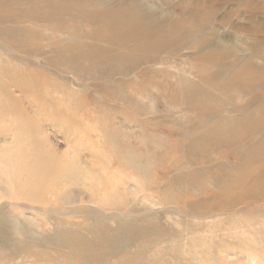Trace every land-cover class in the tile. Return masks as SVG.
<instances>
[{
  "label": "rangeland",
  "instance_id": "rangeland-1",
  "mask_svg": "<svg viewBox=\"0 0 264 264\" xmlns=\"http://www.w3.org/2000/svg\"><path fill=\"white\" fill-rule=\"evenodd\" d=\"M13 2L17 13L31 7L25 1ZM111 2L116 9L131 10L139 19L138 33L146 31L151 37L143 41L132 37L120 44L117 37L91 27L107 23L103 13ZM68 12L69 29L59 26L58 21L33 25L29 18L23 19L24 25L34 31L26 42L34 44H27L21 54L33 53L41 60L51 57L58 51L57 41L64 42L79 31L86 43L100 41L124 54L127 60L121 74L87 81L90 86L86 88L97 86L92 92L75 89L81 91L79 96L87 100V108L95 113L100 125L113 126L122 145L113 150L105 132L99 131V124L89 118L57 119L47 102L41 111L22 100L24 112L18 116L8 94L20 98V93L2 80L0 216L6 214L7 228L0 235V252L11 254L14 260L6 264H49L59 250L65 256L72 251L67 240L80 249V239L93 242L95 235L90 230L94 227L116 231L119 226H136L138 221H142V232L149 235L139 239L134 236L130 242L123 236L115 245L125 255L151 240L152 251L165 253L157 258L154 252L149 264H180L181 260L191 263L188 246L194 239L203 250L207 248L202 240L213 246L245 242L262 249L248 235L261 232L264 224V149L254 148L264 134V128L256 123H264V0H91L83 8L72 4ZM126 32L129 29L122 30L123 38ZM60 73L81 84L76 75ZM119 83L122 85L116 89ZM48 96L55 98V94ZM10 107L13 110L9 112ZM65 112H71L70 108ZM233 121L244 122L237 129L241 133L230 138L218 130L223 123ZM24 124L29 126L27 131ZM210 130L218 133L209 134ZM134 155L140 160L132 170L126 161ZM54 167H66L67 173L73 174ZM42 181L46 186L40 184ZM12 183L13 189L9 185ZM54 183L61 186L56 188ZM193 183L199 186L191 188ZM27 184L40 185L36 202L24 191ZM104 184L109 189L110 184L117 187L109 200L133 201L134 206L126 207L123 216L112 219L95 210L101 203L92 200L93 192L104 193ZM66 196L68 200H63ZM129 231L132 237L135 231ZM59 233L65 240L63 247ZM236 246L228 252L232 253L231 260L264 264L259 258L249 259L246 252L241 255L242 250ZM32 247L40 251V256ZM226 260L215 262L228 264ZM121 261L119 257L109 264Z\"/></svg>",
  "mask_w": 264,
  "mask_h": 264
},
{
  "label": "bare ground",
  "instance_id": "bare-ground-1",
  "mask_svg": "<svg viewBox=\"0 0 264 264\" xmlns=\"http://www.w3.org/2000/svg\"><path fill=\"white\" fill-rule=\"evenodd\" d=\"M13 1H16V0H0V84L2 83V80H3L4 84L13 88V90L16 89L17 91H19L20 98H14V96L12 94H8L9 100L16 107V108L14 107V110L18 112V116L19 115L22 116L23 112H24V111H22L23 106H21V104H20L22 100L27 101L29 107L33 108V106H36V107H39L41 111L43 110L42 108L45 105L44 103L47 102V104L49 103L48 105L52 108V110L54 109V113L53 112L52 113L55 114L57 119H60V120L70 119L73 121V119L76 120L78 117H82V118H86V119L89 118L94 123H98L99 124V128H98L99 131L105 132V135L107 136V138L110 141L109 142L110 146L112 147L113 150L117 151L118 147H120L122 145V143L118 139V134L114 130L113 126L111 127L110 125L109 126L100 125L99 121H97V119L94 117L95 113H92V110L87 108V103H85V102H87V100L85 101L83 98H81L79 96L81 91L79 93L75 89H76V87H78L81 89H85V91L87 93L92 92V87H97V86L94 85L92 87L86 88V86H90V85H87L86 82L87 81H101V79L103 77L110 78L114 75L121 74L122 70L124 69V64L126 63L127 57L124 54L117 53L115 51V49H113V47L103 46L102 45L103 43H101L100 41L99 42L96 41L93 44L86 43V40L82 39V37H84L85 35L83 33H81V31L74 33V35H72V37L70 39L65 40L64 42L63 41H57L55 43V45L59 47L58 51L54 52L55 54H53V56H51V57H44L43 60H41V58L38 57V55H35L33 53H28L27 56H24V54H21V53H24V50L26 49L27 44H29V45L34 44V41L28 40V42H26L25 38L26 37L28 38V36H32L34 31H32V29H28L24 25V23L22 22L23 19L29 18L30 21L33 23V25H36L39 22L43 23V22H56V21H58V23H61V25H59V26L64 28L67 21L71 18V17L67 18L68 16H71V14H69V12H68V10L71 8V5L74 4V5H78L79 7L83 8L84 6H87V4L91 3V0H20V1L27 2V4L31 5V7L28 8L27 10L20 11L19 13H17L18 10L13 7L16 4ZM17 1H19V0H17ZM100 1H103V0H100ZM127 5L124 4V6H127ZM103 14H105L106 19H107L105 22H107L108 24L107 23H101V24L95 23V24L91 25V27H93V28L96 27L101 32L108 34L109 36H113L114 38L117 37L118 40H121L120 44H122L127 39H130L132 37L135 38L137 41L148 40L151 37V34L149 32H146V31H144L143 33H140V34L138 33L139 19L137 17H135V15L132 13V11L129 10L128 8L116 9L115 6L113 5V2H111L107 6V11H105ZM80 23H82V22H80ZM69 24H70V21L66 25L65 29H69ZM63 28H60V29H63ZM53 29H54V27H53ZM102 29H104V30L102 31ZM123 29H129V32H126L124 38L121 35ZM80 34H82L83 36ZM86 36H87V34H86ZM118 44L119 43H117L115 45H118ZM143 46H141V48ZM141 48L139 47L136 51H139ZM12 49H14V51H11ZM60 71H62L65 74L69 72V73L76 75L78 77V81H80L81 84H77L72 80H68L64 74L60 73ZM118 85H115L116 89L121 87L122 84L119 83ZM0 86H4V85L1 84ZM3 92H5V91H3ZM48 94H50V95L55 94V98L49 97ZM46 96H48V97H46ZM129 96H127V98H129ZM10 101H8V102H10ZM132 101H133V98H130V102H132ZM50 102L52 103V105L50 104ZM16 104H17V106H16ZM36 107H35V110L37 111ZM67 107L70 108L71 112L66 114L65 110L67 109ZM26 108H28V107H26ZM8 109H9L8 110L9 112L13 110L11 107ZM0 110H1V107H0ZM41 111H39V112H41ZM48 116H49V114H48ZM37 120H39V119H37ZM37 120H34V121L37 122ZM86 121H88V120H86ZM38 122L41 123L40 121H38ZM256 123L257 124L259 123L260 128H264V123H262V122H256ZM44 124H41L39 126L43 125V127L47 128L46 126H44ZM243 124H244V122H241V121H233V123H230V124L223 123L221 126H219L218 130L221 131L222 134H225L226 137L232 138V136L234 134L241 133V132H238L237 129L239 127H241ZM17 126H19V125H17ZM22 126H23L24 130L27 131L29 126L27 124H24ZM32 126H33V124H32ZM2 129H4V128H2ZM19 129H20V126H19ZM32 130H34V128ZM209 132H210L209 134H213V135L218 133V131H215V132L212 131L211 132V130ZM39 133H41V132H39ZM18 134H19V132H18ZM26 134L29 135L28 133H26ZM33 134H35V133H33ZM36 134H37V132H36ZM27 135H26V138L28 137ZM6 136H8V135H6ZM261 137H262V139L260 140V142L254 144V148H256L255 150H258L261 148L264 149V134H262ZM28 138H31V137H28ZM45 139L43 138V140H45ZM18 140L20 141V139H18ZM16 142H17V140H16ZM40 142H42V141H40ZM46 143H48V141ZM36 145H39V144H36ZM36 145L34 144V146H36ZM48 147H50V146H48ZM17 148H18V150L20 149L19 146H17ZM26 148L28 149V147H26ZM29 148H30V145H29ZM38 149H39V147H38ZM14 150H16V149H14ZM33 150H35L34 147H33ZM45 150H46V148H45ZM130 150H131V152H133L132 148H130ZM11 151H12V149H11ZM28 151H29V149H28ZM39 151L40 150H38L37 156L40 157ZM47 152L50 153L51 151L50 152L47 151ZM29 153H31V152H29ZM52 153L50 155H52ZM1 155H2V153H1ZM13 155H14V152H13ZM19 157H21V156L19 155ZM22 157H24V156H22ZM0 159H2V158H0ZM29 159L30 158H28L26 160L28 161ZM137 159L140 160V158H138V157H136V155H134L133 157L131 156L126 161L127 165L129 166L130 169L134 170L136 168V160ZM9 160L10 159L7 160L8 163H9ZM19 160H21V163H24V162H22L21 158ZM24 160H25V158H24ZM1 161H3V160H1ZM54 161H56V160L54 159ZM18 162H19L18 159H16V164H18ZM26 162H25V164H27ZM14 164H15V162H14ZM14 164H13V166L11 164H9V165H10V167L12 166L11 168H14ZM28 164H30V163H28ZM9 165H7L8 168H10ZM18 165H20V163ZM37 165H38V163H37ZM37 165L35 167H37ZM69 165H71V164H69ZM0 166H1V164H0ZM38 166H39V171H40L41 165H38ZM44 166L46 168H49L48 165H44ZM44 166H42V167H44ZM65 166L67 167L68 165H65ZM3 167H6V165ZM22 167H24V165ZM30 167H32V166H30ZM66 167H64V168L54 167V168L58 169V171H60V172L65 170L66 172L64 171L63 173L66 174L67 169L70 166H68V168H66ZM78 168H77V172H78ZM3 170H4V168H3ZM8 170L9 169H7V171ZM18 170L20 171L22 169H18ZM4 171H6V170H4ZM16 171H17V169H16ZM23 171H21V172L23 173ZM81 171H82V169H81ZM18 172H16V173L12 172V174L17 175ZM37 172H38V169H37ZM69 172H71V171H68V173ZM63 173H62V177H63V175H65ZM68 173H67V175H68ZM6 174H8V172ZM27 174H30V173L27 172ZM51 174H53V173H51ZM82 174L85 175L84 173H82ZM82 174H81V176H82ZM10 175H11V173H10ZM48 175H50V174H48ZM18 176H19V174H18ZM30 176H31V174H30ZM39 176H40V174H39ZM1 177H2V175H1ZM1 177H0V179H1ZM3 177H4V175H3ZM37 177H38V175H37ZM51 177H49V178L51 179ZM21 178H22V174H21ZM60 178H61V175H60ZM63 178L65 179V177H63ZM74 178H76V177H74ZM81 178H83V177H81ZM23 179H24V177H23ZM31 179H33V177L29 178V180H31ZM38 180H36V182ZM8 181H9V179H8ZM11 182H13V181H11ZM23 182H25V181H23ZM33 182H31V183H33ZM35 184H38V183H35ZM40 184L44 185V182L40 183ZM9 185H11L12 189L14 188L13 183L9 184ZM30 185H28V184L24 185L23 189H24V191H26L28 193L29 197L31 199L35 200L34 202H36V200L38 198L37 193H39L38 189H39L40 185H37L38 189H37V187H32ZM50 185H49V187H50ZM53 185L56 188L57 187L59 188L61 186L59 183H54ZM193 185L195 187H198L199 183H193L191 185V188H194V187H192ZM44 186H46V185H44ZM109 187H111V189L107 188L106 185L104 184V186L102 187V189L104 190V193L100 192L99 195H96V192H93L94 195L92 196V200L94 202H96V200L98 199L97 201H99L101 203V204H98V206H100V207L95 209L96 211L100 210L99 213H101L102 215L109 214L112 217V219H114V218L123 216V214L126 210V207L131 206V205L134 206V203H133V201H129L126 199H125L124 203H122L123 200H121V198L118 201L109 200V196L113 195L114 194L113 190L117 188L111 184ZM92 191H95V190L92 188ZM0 193H1V191H0ZM12 194H13V192H12ZM46 194H47V191H46ZM128 195H131V194H128ZM14 196H16V195H14ZM11 197H13V195ZM16 197H19V196H16ZM44 197H46V196H44ZM0 198H2L1 194H0ZM63 200H68V197L66 196V198H63ZM0 203H2V202H0ZM48 214H50V213H48ZM5 215L1 214V216H0V224L2 226V227H0V235H3L6 233L5 230L7 228V224H6L7 219H6ZM8 223H10V222H8ZM140 224H142V221H138L136 226H133V227L131 225L130 226H123V227L119 226L120 228L117 229L116 231H111V230L105 229L101 226H98L97 228L94 227L93 230H90V231H92L91 233L93 235H95L93 242L86 243V241H84L83 239H80L79 242L82 243L81 244L82 247L80 249H77V247L73 244V241H72V243H70V241L66 239L67 244L72 246V251L70 253L66 254V256H65L63 254V251L59 250L58 254H56L57 258L55 260H52L51 263H49V264H109V262H111L112 260H118L119 257H120V260H123V261H121V263L119 262L118 264H149V262H150L149 256L153 255L154 252H157L156 254H154L157 258H159L162 254L165 253L164 251H161L160 249L157 251H152V246H150L152 244L151 240L144 241L142 244H140L138 251L129 252L125 255H122L120 253V251L118 252L117 250L119 248H118V246L115 245L119 241V239L123 236L129 237L127 240L128 242H130L134 236L136 238L138 237V239L141 238V236H148L149 235L148 233L142 232L143 229H142V227H140ZM249 226L250 225H248V227ZM261 228H262L261 232L256 233V234L251 233L248 236L249 237L252 236V238L256 239V241H258V243L262 246V249L259 247H257V249H255V247H256L255 245H254V247H251L250 246L251 244H247L245 242L244 243L242 242L239 244H232V245H226L225 244V245L213 246L211 242H209V245H208V243L207 244L205 243V240H202L201 242L207 248L206 250H203V247L201 244L200 245L196 244L198 242V240L196 241L194 239V240L190 241L189 246H188V247H190L189 248V251L191 254L190 259L192 260V262L189 263L188 260H181L182 262L180 261V264H217L215 261L221 262L225 259H228V261L226 260L228 264H242V261L238 260L240 258H238L236 260H231L230 255H232V253H228L229 251H232L235 248V247H231L234 245H237L236 248L242 250V252L240 253L241 255H243L242 253L246 252V254H248L249 259H251V257L255 258V259L259 258V260H262V262H264V224H263V226L261 225ZM128 229L135 231V234L133 233L132 237H130V235L132 233L130 234V231ZM139 233H141V235ZM58 236H60V237H58V239L60 240L61 244H63L60 247H63L65 245L64 244L65 240L61 237L60 233L58 234ZM125 239H127V238H125ZM178 249H180V248H178ZM33 251H35L34 248H33ZM177 251L182 254L181 250H177ZM36 254L40 256V251H37ZM223 254H224V256H222ZM121 256H123V257L121 258ZM226 256H229V257H226ZM180 258H183V256L181 255ZM11 259H12L11 254H10V256L9 255L6 256L0 252V264H6L9 262H14V260H11ZM153 260H154V257H153ZM159 261H161V259ZM37 264H41V263H37ZM153 264H161V262L160 263L156 262Z\"/></svg>",
  "mask_w": 264,
  "mask_h": 264
}]
</instances>
